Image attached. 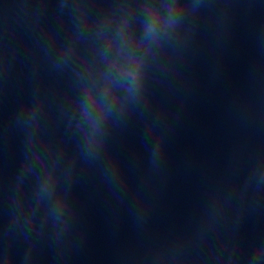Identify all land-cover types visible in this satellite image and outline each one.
<instances>
[{
    "label": "water",
    "instance_id": "obj_1",
    "mask_svg": "<svg viewBox=\"0 0 264 264\" xmlns=\"http://www.w3.org/2000/svg\"><path fill=\"white\" fill-rule=\"evenodd\" d=\"M0 264H264V0H0Z\"/></svg>",
    "mask_w": 264,
    "mask_h": 264
}]
</instances>
